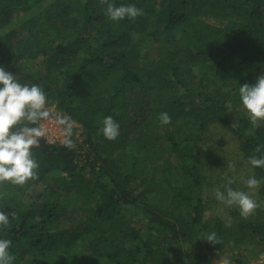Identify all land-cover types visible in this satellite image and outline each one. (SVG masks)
Masks as SVG:
<instances>
[{"label":"trees","instance_id":"1","mask_svg":"<svg viewBox=\"0 0 264 264\" xmlns=\"http://www.w3.org/2000/svg\"><path fill=\"white\" fill-rule=\"evenodd\" d=\"M109 2L143 15L113 22L99 0H0V66L45 92L75 145L40 139L39 178L0 184L12 264H247L245 245L264 258V207L230 226L212 220L201 158L216 124L247 161L264 155V122L252 129L239 98L264 69V0Z\"/></svg>","mask_w":264,"mask_h":264},{"label":"clouds","instance_id":"2","mask_svg":"<svg viewBox=\"0 0 264 264\" xmlns=\"http://www.w3.org/2000/svg\"><path fill=\"white\" fill-rule=\"evenodd\" d=\"M99 2L106 5L105 14L113 22L125 18L134 20L143 15V10L135 5L116 6L109 0ZM239 98L252 129L258 128L264 122V74L258 76L253 85L247 83L241 85ZM46 103V94L37 84H21L16 75L0 66V184L7 182L14 186H24L30 180L39 178L37 172L39 164L33 157L32 149L38 146L39 138L44 135L39 122L49 115L45 110ZM158 120L162 125H167L171 122V117L166 112L160 113ZM102 123L103 137L109 141L116 140L120 134L119 123L112 116L104 118ZM65 146L69 149L75 147L70 139L65 141ZM262 147L264 146H257L255 152L260 153ZM248 163L253 168H264V155L251 156ZM227 167L234 171L236 165L229 163ZM233 183L232 178H227L224 191L214 192L219 202L228 207L235 206L245 218L258 208L264 207V201L257 202L251 194L264 183V180L257 179L254 175L243 180L249 191L234 190L230 186ZM11 216L12 219L16 218L15 213ZM9 223V215L0 212V228L8 227ZM205 240L217 243L215 233L208 235ZM10 245V240L0 239V264H12L15 259L9 252Z\"/></svg>","mask_w":264,"mask_h":264},{"label":"rangeland","instance_id":"3","mask_svg":"<svg viewBox=\"0 0 264 264\" xmlns=\"http://www.w3.org/2000/svg\"><path fill=\"white\" fill-rule=\"evenodd\" d=\"M264 74V69L260 75ZM46 109V107H45ZM50 112L46 119L41 120L40 127L42 128L44 135L39 138L45 139L52 144H64L69 139L68 125H66L67 118L61 116L52 108H47ZM63 119V120H62ZM64 121L65 123H60ZM71 128L75 130V137L80 146H83L82 128L75 123H70ZM84 147V146H83ZM84 148L80 149V153L83 155ZM201 158L203 161V169L206 172V178L208 181H212V189H210L209 195H211V216L212 220L216 217H220L226 226H230L237 217H242L238 208L235 206L228 207L219 202L214 192L216 190L224 191L227 185V178H232L234 183L230 185L234 190L249 191L243 180L249 176H255L257 179L264 180V176L253 168L243 156L240 147L239 139L233 135L230 131L224 129L220 125H212L208 129L206 139L201 142ZM233 163L236 165L235 170H230L227 164ZM264 186V183L260 185L258 189L252 194V198L259 202L260 190ZM257 210L252 214H256ZM264 215V212H260ZM254 249L252 245H245L237 252L239 256L247 259V264H264V258H258L251 251ZM221 264H237L238 260L233 259L231 254H225L221 260Z\"/></svg>","mask_w":264,"mask_h":264},{"label":"water","instance_id":"4","mask_svg":"<svg viewBox=\"0 0 264 264\" xmlns=\"http://www.w3.org/2000/svg\"><path fill=\"white\" fill-rule=\"evenodd\" d=\"M218 252V251H217Z\"/></svg>","mask_w":264,"mask_h":264}]
</instances>
